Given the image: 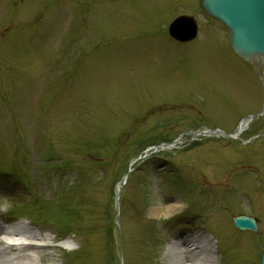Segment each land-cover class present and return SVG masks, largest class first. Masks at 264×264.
Returning a JSON list of instances; mask_svg holds the SVG:
<instances>
[{
  "label": "rangeland",
  "instance_id": "obj_1",
  "mask_svg": "<svg viewBox=\"0 0 264 264\" xmlns=\"http://www.w3.org/2000/svg\"><path fill=\"white\" fill-rule=\"evenodd\" d=\"M198 5L0 0V219L41 227L61 244L35 264H168V239L194 225L215 264L259 263L264 140L182 133L229 132L263 97L256 60L240 61ZM178 13L199 25L185 44L165 30ZM257 117L239 137L264 131ZM169 202L170 215L150 214ZM239 213L256 219L257 232L234 227Z\"/></svg>",
  "mask_w": 264,
  "mask_h": 264
},
{
  "label": "bare ground",
  "instance_id": "obj_2",
  "mask_svg": "<svg viewBox=\"0 0 264 264\" xmlns=\"http://www.w3.org/2000/svg\"><path fill=\"white\" fill-rule=\"evenodd\" d=\"M250 58L257 59V55L246 54ZM202 130L193 131L191 135H206ZM181 141L176 140L173 144ZM168 145V144H167ZM176 203L169 202L165 205H156L150 208L151 215H158L163 212L165 215L176 209ZM8 226H0V264H35L34 257L44 260H53L54 256L48 251L50 242L46 240V233L42 230L32 229L21 222H12ZM185 231L175 235L176 240H170L168 249L163 257H167L168 264H215L214 260L208 258L213 250L209 242L204 244V250L197 246L191 236H183ZM29 239L28 243L18 239ZM205 251H208L205 252Z\"/></svg>",
  "mask_w": 264,
  "mask_h": 264
},
{
  "label": "water",
  "instance_id": "obj_3",
  "mask_svg": "<svg viewBox=\"0 0 264 264\" xmlns=\"http://www.w3.org/2000/svg\"><path fill=\"white\" fill-rule=\"evenodd\" d=\"M201 4L209 14L219 17L230 27L231 46L242 57L264 54V0H201ZM177 22L176 19L171 25V32L176 36L182 33L176 28ZM232 221L240 229L257 230L254 219L244 214L233 216ZM259 264H264V251Z\"/></svg>",
  "mask_w": 264,
  "mask_h": 264
}]
</instances>
